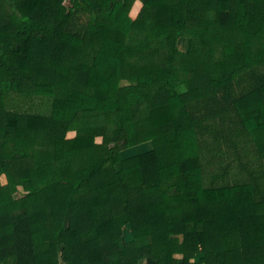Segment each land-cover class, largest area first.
<instances>
[{"label": "trees", "instance_id": "1", "mask_svg": "<svg viewBox=\"0 0 264 264\" xmlns=\"http://www.w3.org/2000/svg\"><path fill=\"white\" fill-rule=\"evenodd\" d=\"M1 176L0 264H264V0H0Z\"/></svg>", "mask_w": 264, "mask_h": 264}, {"label": "rangeland", "instance_id": "2", "mask_svg": "<svg viewBox=\"0 0 264 264\" xmlns=\"http://www.w3.org/2000/svg\"><path fill=\"white\" fill-rule=\"evenodd\" d=\"M141 5H142V4H141L140 1H137V2L134 3V5H133V7H132L133 12L131 13V15H132L133 17H135L136 12L139 11ZM135 7H137V8H135ZM188 44H189L188 39H183V40L181 41V43H179V46H180V48H181L182 50H185V51H186V50L188 49ZM74 135H75L74 132H69V133H68V137H69V138L74 137ZM97 141H98V140H97ZM143 147L149 150V149L152 147V142H146L145 144H143ZM5 184H6V178H5V176H1V177H0V186L5 185ZM20 192H21V189H20V191L16 194L17 197L20 195V194H19ZM130 232H131V231H130L128 228L125 230V235H126V237H128V238L130 237V236H129V235H130ZM175 257L178 258L180 261L182 260V255H181V254H176ZM200 257H201L200 254H199V255H196L195 260L198 261ZM141 262H142V261H141Z\"/></svg>", "mask_w": 264, "mask_h": 264}]
</instances>
